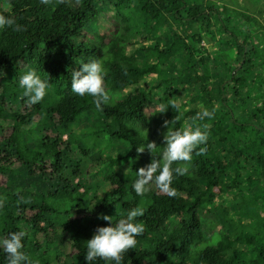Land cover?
<instances>
[{
  "label": "trees",
  "instance_id": "1",
  "mask_svg": "<svg viewBox=\"0 0 264 264\" xmlns=\"http://www.w3.org/2000/svg\"><path fill=\"white\" fill-rule=\"evenodd\" d=\"M100 1L113 3L116 9L133 6L143 18L145 32L147 27L153 29L152 36L160 31L157 26H164L165 44L156 43L150 52L160 62V68L167 71V76L152 80L149 86L121 100L114 101L108 95V102L98 110L92 97L77 96L70 90L71 70L81 63L100 59L104 65L105 91L110 92L140 85L158 69L157 64L141 63L127 53V42L117 35L118 30L103 35L101 41L88 37L101 19L96 6ZM0 15L14 22L12 26L0 28V72L11 74L18 81L27 68L34 69L48 81L58 99L48 111L51 131L37 146L27 140L16 144L11 134L4 140L0 176L2 172L11 175L15 168L23 167L28 178L35 172L52 170L55 182L63 181L47 194L36 185L26 190L21 185L3 189L0 185V235L23 231L22 251L26 256L32 235L43 234L49 238L53 234L54 224L40 228L42 222L49 223L47 214L58 215L56 208L46 203V196L62 203L66 210L80 209L72 197V182L63 180L61 174L67 169L71 178L77 176L80 164L68 160L77 149L83 155L88 152L63 141L62 133L81 117L94 112L99 118L97 133L109 142L118 141L126 147L94 162L93 169L115 171L105 177L106 187L95 192L89 201L94 210L89 211V205L88 212L82 214V221H86L84 232L69 237L71 264H89L84 259L86 238H91L97 227L108 224L98 216L107 215L116 222L137 207L144 209V214L135 218L143 225V232L137 237L135 249L124 254L121 264H264V225L243 238L241 235L233 238L232 226L221 219L224 234L208 241L205 219L201 216L218 198L214 189L224 185H235L239 193L250 194L253 207L264 202V26L257 18L227 7L221 11L205 0H0ZM213 31L223 35L218 42L222 50L232 49V60L215 63L209 53L198 55L194 45L201 43L204 34H213ZM141 52L145 56L144 49ZM157 91L162 94V102L171 99L178 108L184 102L196 100L201 105L184 111L169 107L167 120L175 119L171 129L206 126L208 132L205 145L193 151L192 171L173 179L176 194L172 197L154 185L143 196H137L131 189L135 171L150 163L152 157L158 158L147 149L137 153V147L147 144V140L134 129L137 124L147 123L146 105ZM23 103L27 99L21 102L22 106ZM30 106L32 112L40 111ZM202 108L212 112L210 119H199L197 114ZM2 111L5 108L0 104ZM199 147L205 148L202 154ZM125 162L130 165L129 172L116 171ZM183 162H174L173 166L181 167ZM172 218L178 224L168 229L166 226ZM95 219L96 226L92 223ZM21 222L29 226V234ZM70 224L76 226L80 221L72 220L64 227ZM142 243L146 246L142 247ZM26 257L29 264H36ZM56 261L60 263V258ZM0 264H7L2 251ZM94 264L108 262L97 258Z\"/></svg>",
  "mask_w": 264,
  "mask_h": 264
},
{
  "label": "rangeland",
  "instance_id": "2",
  "mask_svg": "<svg viewBox=\"0 0 264 264\" xmlns=\"http://www.w3.org/2000/svg\"><path fill=\"white\" fill-rule=\"evenodd\" d=\"M205 2L209 4V6L221 9V11H224V8L227 7L230 10L247 13L257 18L264 26V0H205ZM112 4L108 1L96 3L101 13V19L90 31L88 37L91 39L94 38L96 41H101L103 35L108 36V34L116 33L118 30L119 33L117 35L124 38L127 42V53L131 54L141 63H154L158 66L157 73L149 78L143 79L140 85L129 86L116 92L106 91L112 100L117 101L149 86L152 80L164 79L167 76V71L160 68V62H158L150 52L156 43L164 45L166 36L163 25L157 26V30L159 29L160 31L154 33L153 36L152 33L154 31L151 27H147L145 32V28H143V18L139 16L133 6L124 5L116 9V6ZM120 11L121 15H119ZM107 18L112 19V21H109ZM221 37H223V35H219L218 32L214 31L213 34L210 32L204 34L201 43L194 45L199 51L198 55L209 53L215 58V63L232 60L234 56L232 49H227V51H225L220 47V42H218V40H220ZM107 41L108 38L105 39L103 43ZM143 49L145 51V56L141 54ZM29 69L30 68H27L25 71ZM236 72L237 70L235 73ZM24 99L26 98L23 97V89L19 87L16 78L11 74L0 76V104L5 108V111L0 112V152L4 147V140L9 138V134L12 135L16 144L17 142H24V140H27L30 145L37 146L42 141V138L47 137L51 131L52 119L48 111L58 100L54 91L48 87L45 97L40 102L34 105L30 104L39 108L40 111L37 112H32L31 106L28 103H23L22 106L21 102ZM161 102L162 94L157 91L152 95L146 105L145 110L149 115V117H147V123L134 126V129L145 137L147 143H155L158 150L163 148V137L167 132V128L163 125L164 121H168L166 117L168 108L160 112L159 105ZM192 107L199 108L201 105H199L198 100L194 102H184L179 110L184 111L185 108L188 109ZM98 122L99 118L97 115L91 112L81 117L68 131L62 133L63 141L67 140L75 148H82L88 152L87 155H83L77 149L71 154L68 160V162H72L73 164H80L81 168L77 176L71 178L67 169L61 174L63 180L65 179L68 180V182H72L74 186L72 197L75 202L79 204L78 206L80 209H73L71 211L66 210L63 204L57 202L53 197H45L46 203L51 208H56L58 215L47 214L46 220L49 223L42 222L40 225V228H46L50 224L55 225L53 234L49 238H46L43 234H37L36 236L32 235L30 237L26 247V256L32 259L36 264H42L43 262L49 264H71L69 256L72 255V250L69 249V237L76 233L84 232L83 226L86 225V221H82V214L88 212L86 210H88L89 205H91L89 211L91 209L94 210L89 201L92 200V196H94L95 192H101L106 187L105 177L111 175L115 171V169L112 168L93 169L94 162L98 159L108 158L112 156V153L121 152L126 147L118 141L109 142L103 134L97 133L99 128ZM14 123H17V126H14ZM158 150L153 152L157 156ZM129 166V163L125 162V164L121 166L120 169L117 168L116 171H119L121 174H126L129 171H125V169ZM181 167H184L186 172L192 171L191 160L183 162ZM34 174L35 175L28 178L23 167L15 168L11 175L9 172H2L0 176L1 188H11L21 185L24 190H26L28 186L33 187L36 185L40 188V191L47 194L58 188V184L63 183V181L55 182L56 178L52 175V170H43L35 172ZM51 175L54 177L51 178ZM130 176L133 178L134 175L130 172ZM226 186L228 185L214 189V192L218 194V198L211 202L201 212V216L205 219L204 227L209 237L208 241L216 240L219 235L224 234L225 230L219 223L221 219L232 226L233 231L231 236L233 238L237 235H241L240 237L243 238L249 231L254 233L260 230L264 225V202H260L258 206L253 207V198L250 194L245 195V192L239 193L240 190L236 189L235 185L228 186L229 191H227ZM25 192L27 193L28 191ZM208 197L207 195L206 198ZM79 199H83L82 204L79 203ZM75 219H78L80 224L76 226L70 224L68 227H64L67 223H71L72 220ZM96 221L95 219L92 223H96ZM177 224L178 221L172 218L170 224L166 226V228L173 229ZM96 225L98 224L96 223L95 226ZM21 227L29 234L30 230L28 225L21 222ZM88 236L89 235H87V237ZM88 239L90 238H86V240ZM152 239H155V236H153ZM145 246L146 244L142 243V247ZM57 257L60 258V263L56 261ZM251 260H254L253 256ZM248 262H250L249 259H247V263ZM255 264H259V262Z\"/></svg>",
  "mask_w": 264,
  "mask_h": 264
},
{
  "label": "clouds",
  "instance_id": "3",
  "mask_svg": "<svg viewBox=\"0 0 264 264\" xmlns=\"http://www.w3.org/2000/svg\"><path fill=\"white\" fill-rule=\"evenodd\" d=\"M13 23L12 18L0 15V28L12 26ZM17 30H20L19 26H17ZM3 75V72H0V76ZM18 85L23 89V97L27 99V103L32 105L37 104L45 97L49 87L48 81L42 79L33 69H29L19 76ZM70 90L77 96L92 97L96 108L100 110L101 106L109 100L104 87L103 62L100 59H93L81 63L77 69L71 70ZM159 107L160 112L169 107L179 111L177 103L171 99L161 102ZM197 115L200 120L210 119L212 112L207 108H202ZM173 123H175V119L172 122L164 121L163 126L167 128V132L163 137V148L158 150L155 143L148 142L136 149L137 153L147 149L151 154L158 150V158L152 157L150 163L135 171L131 189L137 196L146 194L153 185L169 197L175 196L176 192L172 187V181L175 177L183 175L186 169L174 167V162L190 161L194 149L205 145L208 139L206 126L204 128L170 129V125ZM204 151V147H199L200 154ZM143 214L144 209L137 207L128 211L125 218L116 222H113L107 215L98 216V219L108 221V224L97 227L91 238L85 242V261L94 264L99 258L107 261L108 264H121L124 254L129 249H135L137 237L143 232V225L135 220ZM24 236L23 231L0 235V251L5 254L7 264H29L22 251Z\"/></svg>",
  "mask_w": 264,
  "mask_h": 264
},
{
  "label": "water",
  "instance_id": "4",
  "mask_svg": "<svg viewBox=\"0 0 264 264\" xmlns=\"http://www.w3.org/2000/svg\"><path fill=\"white\" fill-rule=\"evenodd\" d=\"M235 73V72H234Z\"/></svg>",
  "mask_w": 264,
  "mask_h": 264
}]
</instances>
